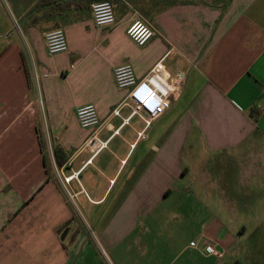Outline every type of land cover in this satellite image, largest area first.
Instances as JSON below:
<instances>
[{"label": "crops", "instance_id": "obj_1", "mask_svg": "<svg viewBox=\"0 0 264 264\" xmlns=\"http://www.w3.org/2000/svg\"><path fill=\"white\" fill-rule=\"evenodd\" d=\"M94 1L0 0V264H175L194 226L229 246L211 214L264 177V0H112L103 27ZM139 16L155 28L143 46L127 34ZM57 28L68 50L51 55ZM161 59L181 92L148 128L122 125L114 67L143 77ZM87 103L111 137L90 163L76 116Z\"/></svg>", "mask_w": 264, "mask_h": 264}, {"label": "built area", "instance_id": "obj_2", "mask_svg": "<svg viewBox=\"0 0 264 264\" xmlns=\"http://www.w3.org/2000/svg\"><path fill=\"white\" fill-rule=\"evenodd\" d=\"M92 18L97 26H112L115 24L114 4L112 0H97L91 3ZM127 34L131 40L143 46L155 36V28L143 17L134 18L127 28ZM46 48L49 54L55 55L68 50L66 32L63 28L47 31L44 35ZM115 84L119 89L126 91L121 103L113 108L111 114L122 118V125L128 124L133 116H138L148 128L151 123L160 117L171 105L172 100L178 96L183 87L182 76L171 75L162 64V59L155 63L147 74L138 77L131 63L117 65L113 69ZM123 106L130 107V114L123 117L121 109ZM256 107L264 111V104L257 103ZM76 116L80 127L90 131L85 140L84 146L91 152L90 163L94 156L104 149H107L111 137L103 139L100 137L102 127L101 117L93 103L80 105L76 109ZM120 128L113 132L119 133ZM141 137L144 131L138 133ZM136 143L132 146L135 147ZM126 162V159L123 160ZM78 172L64 177L65 182H70ZM73 197V194H70ZM207 255L213 254L218 258L223 253L216 247L208 244L205 247Z\"/></svg>", "mask_w": 264, "mask_h": 264}, {"label": "rangeland", "instance_id": "obj_3", "mask_svg": "<svg viewBox=\"0 0 264 264\" xmlns=\"http://www.w3.org/2000/svg\"><path fill=\"white\" fill-rule=\"evenodd\" d=\"M230 162V161H229ZM228 163V160H227ZM248 192H250L248 194ZM250 195V197H247ZM237 204H226L229 210L224 215H220L219 221L212 219L211 223L223 225L227 235V245H221L220 249L212 241L204 239L201 233H198L197 227L194 226L193 232H187L184 240L179 239V244L193 249L194 262L188 261V264H264V177H259L251 182L249 187L242 188L240 201ZM218 211L222 210V205H213ZM179 229L183 228L180 223L177 224ZM212 245L223 253L218 258L213 254L206 257V245ZM186 249L178 256L175 264H184L186 256L189 255V249ZM182 247H179L178 253ZM101 251V250H100ZM102 256L105 258L104 253Z\"/></svg>", "mask_w": 264, "mask_h": 264}, {"label": "trees", "instance_id": "obj_4", "mask_svg": "<svg viewBox=\"0 0 264 264\" xmlns=\"http://www.w3.org/2000/svg\"><path fill=\"white\" fill-rule=\"evenodd\" d=\"M54 154H55V158H56L57 163L63 164V162H64L65 159H61L60 158L59 151L55 149Z\"/></svg>", "mask_w": 264, "mask_h": 264}, {"label": "water", "instance_id": "obj_5", "mask_svg": "<svg viewBox=\"0 0 264 264\" xmlns=\"http://www.w3.org/2000/svg\"><path fill=\"white\" fill-rule=\"evenodd\" d=\"M70 224V222H67L63 227H61L60 229H59V233H61L62 231H63V233H62V238L64 237V235H65V233H66V230H67V227H68V225Z\"/></svg>", "mask_w": 264, "mask_h": 264}]
</instances>
